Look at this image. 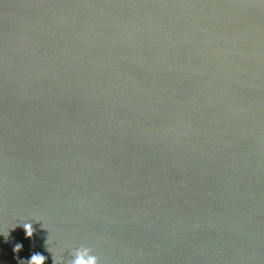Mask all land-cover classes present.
Instances as JSON below:
<instances>
[{"label": "water", "instance_id": "obj_1", "mask_svg": "<svg viewBox=\"0 0 264 264\" xmlns=\"http://www.w3.org/2000/svg\"><path fill=\"white\" fill-rule=\"evenodd\" d=\"M81 246L264 264V0H0V264Z\"/></svg>", "mask_w": 264, "mask_h": 264}, {"label": "clouds", "instance_id": "obj_2", "mask_svg": "<svg viewBox=\"0 0 264 264\" xmlns=\"http://www.w3.org/2000/svg\"><path fill=\"white\" fill-rule=\"evenodd\" d=\"M23 227L28 237L33 236L34 228L31 223H24ZM21 245H16L15 250L18 252ZM72 259L68 261V264H100L99 258L93 254L91 248L81 246L71 252ZM46 257L41 254H33L28 264H45Z\"/></svg>", "mask_w": 264, "mask_h": 264}]
</instances>
